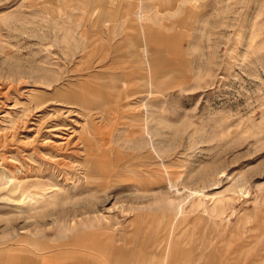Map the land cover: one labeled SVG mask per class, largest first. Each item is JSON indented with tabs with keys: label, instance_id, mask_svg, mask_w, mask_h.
I'll return each instance as SVG.
<instances>
[{
	"label": "rangeland",
	"instance_id": "obj_1",
	"mask_svg": "<svg viewBox=\"0 0 264 264\" xmlns=\"http://www.w3.org/2000/svg\"><path fill=\"white\" fill-rule=\"evenodd\" d=\"M0 264H264V0H0Z\"/></svg>",
	"mask_w": 264,
	"mask_h": 264
},
{
	"label": "bare ground",
	"instance_id": "obj_2",
	"mask_svg": "<svg viewBox=\"0 0 264 264\" xmlns=\"http://www.w3.org/2000/svg\"><path fill=\"white\" fill-rule=\"evenodd\" d=\"M153 63H149L148 65V77L151 79L153 76L152 73V65ZM152 80V79H151ZM73 89V90H72ZM70 89L71 91L68 92L69 95V99H71L73 102V104H76V102L82 106L83 108H85L86 111L90 110L91 107V102L94 100L99 99L101 102H103L104 97H101V95L94 93V91H91V89H95V88H84L83 90H80V86L77 87L75 86L74 88ZM92 102V103H93ZM87 114H89V112H86ZM166 259V258H165Z\"/></svg>",
	"mask_w": 264,
	"mask_h": 264
}]
</instances>
